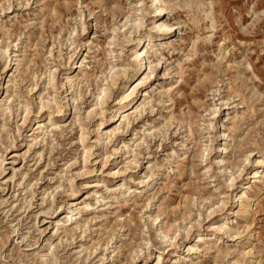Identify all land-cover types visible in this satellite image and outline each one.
I'll list each match as a JSON object with an SVG mask.
<instances>
[{"label": "rangeland", "instance_id": "1", "mask_svg": "<svg viewBox=\"0 0 264 264\" xmlns=\"http://www.w3.org/2000/svg\"><path fill=\"white\" fill-rule=\"evenodd\" d=\"M165 1L0 0V264H264V0Z\"/></svg>", "mask_w": 264, "mask_h": 264}, {"label": "bare ground", "instance_id": "2", "mask_svg": "<svg viewBox=\"0 0 264 264\" xmlns=\"http://www.w3.org/2000/svg\"><path fill=\"white\" fill-rule=\"evenodd\" d=\"M152 3L153 4H155L156 5V9H157V12L160 14L165 8H166V4H168L169 2H166L165 0H152ZM154 5V6H155ZM164 29L165 27L164 26H161V25H158L157 27H156V29H159V31L161 30V29ZM168 28V27H167ZM167 28H165V31H168V29ZM148 39H150V37L148 36L147 37ZM138 44H140V40H138V42L136 43V46L138 45ZM142 44V43H141ZM144 44V43H143ZM135 46V47H136ZM135 49V48H134ZM146 53V51H145V46L144 45H142V47H141V50H140V52L138 53H136V49H135V54H134V57H135V59L137 60V71H136V73L141 69V66H142V60H141V57L144 55ZM50 78V80H49V82H50V84H51V86H55V84H54V75L52 74L51 75V77H49ZM66 79H69L68 77H66ZM113 82V80H111V83ZM108 84V83H107ZM61 86H63V84H61ZM107 87V86H106ZM60 88H62V87H60ZM136 88H137V86H135V87H133L131 90H130V92L129 93H127V94H122V95H120V100H119V102L120 103H122L121 104V106H119L114 112H112V115H111V117H110V121H111V123L115 120V118L116 117H118V126H116L117 124H116V122H114V124H113V129H112V133L114 134V132L116 131V130H118L119 128H120V125L122 124V121H127V116L130 114V113H127V115H125V112H129L130 110L132 111L131 112V114H133V113H135L137 110H138V107H141L140 106V104H141V100L139 99V100H135L134 98V92H135V90H136ZM106 91H107V88H101V90H100V92H99V96L97 97V105L100 107V110H101V108H102V105L104 104V99H105V96H106ZM98 95V94H97ZM147 94L146 93H144V95H142L143 97H145ZM141 96V95H140ZM142 97V98H143ZM129 101H133L131 104L132 105H130V107H128L126 110H125V107L128 105L127 103H129ZM216 112L217 111H213V113L212 114H216ZM29 113V108L26 106L25 107V117L24 118H26V115ZM103 124L104 123H100L99 124V127H102L103 126ZM192 129V128H191ZM189 132H191V130L189 131ZM190 134V133H189ZM85 150V149H84ZM86 152L84 153V158H85V156L86 155H88L87 154V150H85ZM246 159V158H245ZM259 162V164H262V163H264V160H260V161H258ZM255 175H257V172L256 173H254ZM88 207V206H87ZM70 219H71V217H70ZM166 236V235H165Z\"/></svg>", "mask_w": 264, "mask_h": 264}]
</instances>
